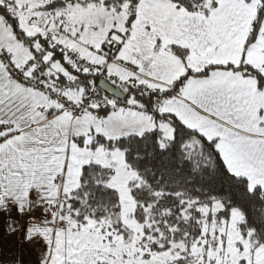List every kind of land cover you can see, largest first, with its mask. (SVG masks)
<instances>
[{"label":"snow or ice","instance_id":"1","mask_svg":"<svg viewBox=\"0 0 264 264\" xmlns=\"http://www.w3.org/2000/svg\"><path fill=\"white\" fill-rule=\"evenodd\" d=\"M0 264H264V0H0Z\"/></svg>","mask_w":264,"mask_h":264}]
</instances>
